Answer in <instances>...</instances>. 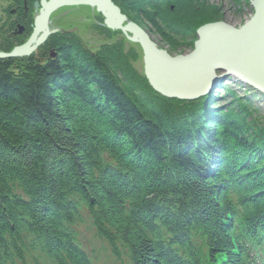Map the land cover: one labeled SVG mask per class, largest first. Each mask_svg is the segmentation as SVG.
<instances>
[{
	"label": "trees",
	"instance_id": "1",
	"mask_svg": "<svg viewBox=\"0 0 264 264\" xmlns=\"http://www.w3.org/2000/svg\"><path fill=\"white\" fill-rule=\"evenodd\" d=\"M8 1L32 9L40 0ZM114 3L175 54L187 36L192 38V22L204 15L210 0ZM82 8L89 16L78 14L91 17L94 10ZM213 10L212 18H219ZM97 31L106 40H90L100 42L96 52L66 33L50 39L57 52L54 63L0 59V246L8 244L22 260L26 238L34 234L55 257L63 250L71 264H88L65 243V231L69 239L73 236L68 226L87 207L96 229L114 245L122 238L137 264H165L158 252L169 255L148 236L156 218L178 234L202 226L210 240L211 249L201 258L178 252L172 259L166 256L167 263L215 264L217 259L218 264H238L229 231V184L221 182L231 177L221 173L226 168L234 172L242 201L254 210L252 223L264 226V125L259 112L232 92L233 109L212 115L207 110L213 102L201 106L165 98L139 68L143 53L138 44L105 26ZM111 153L116 157L107 161ZM217 158L222 168L210 166ZM15 186L23 194L17 195ZM185 246L191 247L189 242Z\"/></svg>",
	"mask_w": 264,
	"mask_h": 264
},
{
	"label": "water",
	"instance_id": "2",
	"mask_svg": "<svg viewBox=\"0 0 264 264\" xmlns=\"http://www.w3.org/2000/svg\"><path fill=\"white\" fill-rule=\"evenodd\" d=\"M254 2L255 16L246 26L237 28L222 21L206 23L199 27V39L189 53L171 54L130 21L114 0H41L35 4L41 11L31 40L13 52H0V59L30 55L40 44L37 38L45 39L54 32L48 23L56 10L85 5L104 17L105 27L121 30L130 42L140 46L145 75L162 96L195 99L212 91L229 74L264 92V0Z\"/></svg>",
	"mask_w": 264,
	"mask_h": 264
},
{
	"label": "rangeland",
	"instance_id": "3",
	"mask_svg": "<svg viewBox=\"0 0 264 264\" xmlns=\"http://www.w3.org/2000/svg\"><path fill=\"white\" fill-rule=\"evenodd\" d=\"M254 1L255 0H210V4L208 3L207 5H204L206 7V9L204 8V10L206 11L204 15L200 19L197 18L196 20L199 19L198 21L192 22V31L190 32L192 38H190V36H187L186 42L180 45L182 46V51H178L175 54H187L192 50L194 41H197L199 39L197 31L204 21L205 23H207L209 20L212 22L214 21L218 22L216 20H222V22L228 23L237 28L246 26V24L251 22L255 16ZM82 7H85V5H75V6H66V7L64 6L58 11L56 10L55 13H53L51 21H49L48 23V27L50 29L53 27L54 29L52 30L54 32L62 31L70 34H75L78 37H80L84 41V43L88 45L89 48L94 49L96 51L99 48L98 46H100V42L98 43V41H90V40L93 37L96 38L97 36L100 37L101 42H103V40L104 41L106 40L105 38L102 37V34H97L98 33L97 27H104L105 25L104 19L103 17L102 19H100L94 16L93 12L95 10L91 7L90 9L94 10L90 14L91 17H89L88 19L83 18L84 16L82 14H78L79 12H83L84 15H86L87 17L89 15L86 13L85 11L86 9H83ZM212 9L214 10L217 9L219 11V15H220L218 16L219 18H215V19L212 18L214 16L213 15L214 13L211 12ZM60 28H62L63 30H61ZM144 29L150 35L151 39L160 48L169 51L168 46L164 44L160 39V37L154 34L148 26L147 27L144 26ZM111 31L121 32L123 34L121 30H111ZM120 36L121 35H119V38ZM124 36L126 35L124 34ZM138 66L139 68L143 67V61L139 62ZM215 86L216 87L212 89L213 92L207 93L195 99H184V100L176 99V98H169V99H176L185 102L198 101L201 102L198 103L199 105L201 104V106H208L207 104H209L210 102L213 103L215 102L207 110V113L212 115L213 113L216 112V110L218 111L224 110L229 112L230 109H233L232 107L233 104L231 103L232 105H230L231 98L229 97L228 94V92L230 91L234 95H237L239 99H243L244 101L246 99L252 98L251 101L253 103L252 102L251 103L252 105L257 107L260 116L259 117L260 123L264 125V95L260 93L258 94L253 93V89H250L249 87H243L242 85L231 81L225 82L224 80L223 84H217ZM213 93L216 94V96H213V99L208 98L210 95H213ZM106 159L107 161H110V156L106 157ZM15 191L17 195L20 193L23 194L22 190L17 186H15ZM162 208H167V205L165 204ZM80 212H81L80 215L81 217L78 218L79 220L75 224V229L81 244L84 246V248L88 251L89 255L92 257L93 264H117V262L119 264H132V261L130 260L129 252L123 247L120 248L119 258L116 255L114 257V254L111 253L110 246L108 245V243L105 241V239H103V237L98 235L96 231V227L92 221V219H94L93 213H89L87 210L84 209H81ZM28 256L31 257V254ZM21 264H26V261L25 260L21 261Z\"/></svg>",
	"mask_w": 264,
	"mask_h": 264
},
{
	"label": "bare ground",
	"instance_id": "4",
	"mask_svg": "<svg viewBox=\"0 0 264 264\" xmlns=\"http://www.w3.org/2000/svg\"><path fill=\"white\" fill-rule=\"evenodd\" d=\"M2 3V4H1ZM6 3H8L6 0H0V5H3V4H6ZM61 9V8H60ZM52 16V15H51ZM74 16V15H73ZM52 18V17H51ZM21 19V18H20ZM130 20V19H129ZM130 21H132V20H130ZM139 25V24H138ZM36 26L37 25H34V29L36 28ZM140 27H142L141 25H139ZM143 28V27H142ZM52 29H54L53 27L50 29L51 30V32L53 31ZM61 30H63L62 28H60ZM144 29V28H143ZM145 30V29H144ZM67 32H62V31H58V32H54V35H56V34H66ZM32 36H33V34L30 36V38H29V40H28V42L31 40V38H32ZM50 36V37H49ZM47 38H45V39H40V38H37L36 39V41H38L40 44L36 47V49L30 54V55H28V56H24V58H26V59H31V58H35L36 59V65L37 64H39V65H44V64H46L47 62H46V60L48 59V61H52L53 63L54 62H56V55H57V52L55 51V49L53 48V42L50 40L51 38H52V36H53V33H51L50 35H49ZM38 37H39V35H38ZM27 42V43H28ZM50 43H51V45H50ZM35 44L33 43L32 45H31V47H33ZM49 45L51 46V47H49ZM42 46H44V48H43V50H41L40 52H41V54H43V55H46V57L44 58V59H42V58H39V59H37L36 58V56H37V54H38V51H39V49H40V47H42ZM10 52H13V50H11V51H9V53ZM32 60H34V59H32ZM21 64H24V65H26L25 64V62H22ZM231 82H236L235 81V79H231L230 80ZM225 82H226V79H225ZM242 86L243 87H249L248 86V83L245 81V82H242ZM258 91V90H257ZM230 92V91H229ZM228 92V94H230ZM249 98V97H248ZM252 98H249V99H246L243 103H244V105H250L251 106V108L253 109V110H255V111H258V109H257V107H255L254 105H252ZM252 102V103H251ZM249 142H250V140H248ZM249 144H251V143H249ZM110 157H111V159H114V157H116L115 155H113L112 153L110 154ZM115 162V161H114ZM217 162V163H216ZM209 164H210V166H212L213 168L214 167H216V164H218L217 165V167H219V168H222L221 166H222V162H221V159L219 160L218 158H217V160L215 161V163H212V161H211V163L209 162ZM212 168V169H213ZM216 169V168H215ZM218 169V168H217ZM224 170H226V171H224ZM223 171H222V175H223V177L225 178L226 176L228 177V175L231 177V178H227L226 180H221V182H223V181H225V182H227L229 185H236V183L234 182V180H235V178H234V176H233V174H234V172H231V174H230V169H228V168H226V169H224ZM216 172V171H215ZM211 173H213L214 174V172H213V170L211 171ZM222 185V184H221ZM228 185V186H229ZM229 187H232V186H229ZM239 195V194H238ZM156 219H158V218H156ZM160 220V219H159ZM157 227V226H156ZM190 230L192 231V232H196V231H194L195 230V227H191L190 228ZM152 231H155L156 233H158V234H160L161 236L163 235V233L162 232H160V231H158V230H156L155 228L152 230ZM67 232H69V230H67ZM156 236H151L150 237V239L152 240L153 238H155ZM244 239H247V241L245 242L247 245H249V246H252V245H254V244H259V243H262V241L261 240H259L258 238H255V236H252V237H244ZM177 240L175 239V242H176ZM171 243H174V241H171ZM26 249V251H29V252H33L34 250H32L31 248H29V247H26L25 248ZM47 251H49V249L48 248H45ZM161 253V254H160ZM158 252V254H159V256H162L161 258H160V261L162 262V263H165V264H179V263H181V262H178V261H180L179 259H176V260H173V261H171V262H169V263H167L166 262V260H165V257L166 256H169L168 254H165L164 255V253L161 251V252ZM201 253H203L204 254V252H201ZM56 255H58V254H56ZM59 255L60 256H56L55 257V259H56V261H57V264H71L70 263V256L65 252V251H63V250H60V252H59ZM174 255V254H173ZM33 258H37V256L35 255V254H32L31 255ZM55 256V255H54ZM133 261L134 262H136L135 261V259H133ZM50 264H52V263H50ZM254 264H264L263 263V260H261V261H259V262H256V263H254Z\"/></svg>",
	"mask_w": 264,
	"mask_h": 264
},
{
	"label": "flooded vegetation",
	"instance_id": "5",
	"mask_svg": "<svg viewBox=\"0 0 264 264\" xmlns=\"http://www.w3.org/2000/svg\"><path fill=\"white\" fill-rule=\"evenodd\" d=\"M6 1L8 3L0 5V50L9 52L27 43L34 33L37 8L34 3L32 9L27 4H24L23 9H20L13 6L8 0ZM43 48L44 46L40 47L37 59L46 57L40 52Z\"/></svg>",
	"mask_w": 264,
	"mask_h": 264
}]
</instances>
